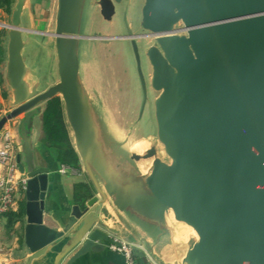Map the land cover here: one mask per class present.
Here are the masks:
<instances>
[{"label": "water", "instance_id": "95a60500", "mask_svg": "<svg viewBox=\"0 0 264 264\" xmlns=\"http://www.w3.org/2000/svg\"><path fill=\"white\" fill-rule=\"evenodd\" d=\"M72 1L57 0L55 30L49 33L56 37V48L62 54L58 67L65 60L67 72L41 91L39 80L30 84V70L23 58L28 41L39 32L35 6L31 0H14L7 25L4 73L14 108L0 118V130L21 113L29 124L40 111L35 106L58 93L66 98L67 108L74 104L67 95L79 66L72 40L99 36L73 31L67 21ZM112 10L110 0L101 5L105 18ZM25 17L28 25L21 24ZM141 28L155 37L156 44L144 53L151 66V86L162 89L155 102L158 134L174 158L171 164L154 163L144 182L146 188L162 214L165 206L171 207L177 219L197 230L200 241L187 253L191 264H264V0H144ZM118 37L131 41L140 71L137 34L128 31L114 36ZM141 80L146 94L142 74ZM69 107L72 115L75 110L79 114L74 105ZM76 120L72 119V125L80 150L91 160V151L82 148L81 120ZM16 161L28 177L27 264L79 220L83 225L71 247H78L72 259L99 250V238L108 237L95 228L94 213L93 218L85 216L88 208L74 204L62 230L43 223L48 170L24 165L19 154ZM102 173L113 177L107 170ZM105 190L117 206L126 203L108 179Z\"/></svg>", "mask_w": 264, "mask_h": 264}, {"label": "crops", "instance_id": "0c3cea01", "mask_svg": "<svg viewBox=\"0 0 264 264\" xmlns=\"http://www.w3.org/2000/svg\"><path fill=\"white\" fill-rule=\"evenodd\" d=\"M34 4V17L36 18V2L31 0ZM112 1V0H110ZM107 0H91V6L97 5V13L101 18L105 20L111 19L105 18L101 14V5L106 4ZM117 2V1H116ZM113 6L114 2L112 1ZM144 3V0H143ZM142 3V5H143ZM113 11V10H112ZM111 11V12H112ZM10 20V13H6L0 7V66H2L4 60L6 62V41H7V25ZM36 24V22H35ZM37 27V24H36ZM101 33V32H100ZM105 35L106 33H101ZM107 43V41L103 42ZM103 47V46H102ZM26 48V47H25ZM25 50V49H24ZM86 52V51H83ZM57 55V60L62 57L60 50L57 47L54 52ZM26 65L30 72L28 74V80L30 84H34L39 80L40 86L50 84L41 91L46 90L51 85L55 84L63 76H65L68 65L64 60L62 67H58L56 62V69L60 74L54 80L53 84L47 83L42 79V68L39 63L34 59H25ZM79 62V59H78ZM0 77V118L8 111L14 108L12 104L11 90L7 85L4 73ZM87 63L83 65V71L87 67ZM44 72V71H43ZM85 72V71H84ZM87 77L81 75L80 65L78 66V73L75 81L72 83L68 90L67 95L72 96L69 100L79 109L73 111L72 104L69 103L67 108L66 98L62 93H58L55 96L59 97L63 106V114L67 120V128H71L73 133H76L72 125V119L74 123L76 118L81 120L79 122L80 134L82 135L84 145L83 150L91 151V160L83 158L81 155H76L77 165L70 166L65 163H60L56 157L55 150H53L47 143L42 140V121L41 114L43 108L46 105L47 100L39 102L35 107L40 108L38 114L33 115L31 122L28 124L26 121V114L21 113L16 118L11 119V123L14 126L15 136L21 143V149L18 154L21 157V161L26 166L45 167L48 170V187L44 197V208L42 213V221L45 225L54 228L56 230H62L67 220L70 217L71 207L77 204L81 209L88 208L86 217L93 218V213L97 218L95 228H99L106 233V228H111L123 235L124 237L139 242L142 247L138 250L137 258L141 264H166L161 258L155 256L156 247L163 244L169 236V226H172V220H170L168 214L160 212L157 207L155 197L146 188L143 181H140L139 175L131 173L125 175L126 177H120L121 168H118V162L113 164V180L110 177L103 175L106 172L105 165L107 164V156L102 152V146L105 142L102 141L101 134L104 133L106 127H103L100 123L103 108L95 107L96 98H93L88 92ZM107 115V114H106ZM99 116V117H98ZM87 135V139L84 138ZM86 139V141H84ZM74 150V148H73ZM75 154L78 152L74 150ZM84 152V151H83ZM61 165H67L74 169L70 173H61L59 168ZM110 180L120 191L122 197L126 203L117 206L114 203V197L110 196L105 190L106 181ZM119 183L116 185V183ZM92 198H95L90 206L89 202ZM25 204V200L21 203ZM172 215V214H171ZM5 216H0V242L7 250V255L0 256V264H27L30 251L27 249L24 243V229L26 225V215L24 213L21 220L16 221L12 227L7 228ZM169 225H168V224ZM83 224L80 220L64 235L57 240L50 243L45 251L37 258H33L29 264H124L123 256L117 252L109 250L106 246L107 240L99 238L97 241L101 247L96 251H89L81 256L72 259V255L78 247L71 249L72 245L77 240V234L80 232V228ZM196 231V230H195ZM197 232V231H196ZM198 240V237L196 241Z\"/></svg>", "mask_w": 264, "mask_h": 264}, {"label": "rangeland", "instance_id": "374dc122", "mask_svg": "<svg viewBox=\"0 0 264 264\" xmlns=\"http://www.w3.org/2000/svg\"><path fill=\"white\" fill-rule=\"evenodd\" d=\"M33 1L37 5V20L35 21L37 29L44 33L53 32L57 0ZM90 1H72L68 9L67 21L77 34L100 36L101 32L112 36L102 39L76 38L72 40L78 55L81 75L87 77V82L90 83L87 85L88 92L93 98H96L95 107H101L104 110L100 123L106 127V131L101 134L102 141L105 142L104 145H101V150L107 156L105 168L107 174L113 175V164L118 162V168H121L120 177L136 173L139 175L140 181L145 182L146 177L151 176L156 161L171 164L174 160L166 151L158 134L155 102L162 89H154L151 86V68L143 55L144 49L151 44L152 40H146L139 44L137 51L140 63L139 71L131 41L123 37L114 38V36L126 35L128 31L133 34L139 32L143 0L117 1L113 6L110 20L101 18L96 10L97 5L91 6ZM25 22L26 18L25 21L21 20V24H25ZM176 26L179 27L180 24ZM105 41L107 43L103 44ZM51 44L54 46L53 48ZM55 51L56 41L50 34V36H35L30 39L23 52L25 59H34L38 63L40 62L39 65L44 71L41 72L42 79L51 84L60 74L55 67L56 61H58ZM85 63L88 66L84 72L83 65ZM3 64L0 66V77L3 76L1 73L4 71ZM141 74L145 82L146 94L143 90ZM47 86L43 84L40 89ZM64 123L68 146L78 151L76 152L77 156L81 155L82 158L84 156L88 159L89 154H83L80 150L77 135L71 131V128H67L65 117ZM163 211L165 220L167 214L170 220L172 217L174 218L173 225L169 226L168 239L156 247L155 256L161 258L166 264H191L187 259V253L199 237L198 232L190 224L177 219L171 207L165 206Z\"/></svg>", "mask_w": 264, "mask_h": 264}, {"label": "built area", "instance_id": "2783aa9c", "mask_svg": "<svg viewBox=\"0 0 264 264\" xmlns=\"http://www.w3.org/2000/svg\"><path fill=\"white\" fill-rule=\"evenodd\" d=\"M21 149V143L15 136L11 121H7L0 130V216L17 211L21 201L25 200V189L28 177L21 172L16 156ZM72 168L61 165L59 172L70 173ZM107 230V248L123 256L124 264H140L137 258L142 245L115 232L111 226ZM6 256L7 250L0 242V256ZM2 264H4L2 262Z\"/></svg>", "mask_w": 264, "mask_h": 264}, {"label": "trees", "instance_id": "16d2710c", "mask_svg": "<svg viewBox=\"0 0 264 264\" xmlns=\"http://www.w3.org/2000/svg\"><path fill=\"white\" fill-rule=\"evenodd\" d=\"M14 0H0V7L10 13ZM63 106L59 97L54 96L47 100L41 114L42 121V140L55 150L56 157L60 163L70 166L77 165V157L71 146L67 143V131L63 117ZM25 213V204H19L17 211H10L3 216L6 218V227L10 228L16 222L22 219Z\"/></svg>", "mask_w": 264, "mask_h": 264}, {"label": "flooded vegetation", "instance_id": "af4514ba", "mask_svg": "<svg viewBox=\"0 0 264 264\" xmlns=\"http://www.w3.org/2000/svg\"><path fill=\"white\" fill-rule=\"evenodd\" d=\"M113 2H114V0H112ZM116 2H114V4H115ZM26 18V24L25 25H28V20H27V17H25ZM54 30H55V27H54ZM53 30V31H54ZM26 32H23V37L25 38L26 37ZM137 34V38H136V41H137V43H138V46H139V44H141L142 42H144V41H146V40H152L151 41V44L149 45V46H151V45H155L156 43H155V37L154 36H152L149 32H147V31H145L144 29H140L139 30V32H137L136 33ZM103 34H101L100 33V36H102ZM35 36H50V34L49 33H44V32H41V31H39V32H35ZM34 36V37H35ZM52 36V35H51ZM99 36V35H98ZM96 37V38H101V37ZM54 39H55V41H56V37L55 36H52ZM96 38H92V39H96ZM32 39V38H31ZM81 39H84V38H81ZM91 39V38H90ZM102 39V38H101ZM51 46H52V48L54 47L52 44H51ZM149 46H147L146 48H148ZM145 48V49H146ZM145 49H144V51H145ZM143 55L145 56V53L143 52ZM145 58H146V56H145ZM147 59V58H146ZM56 62H58V61H56ZM147 63H148V65L150 66V64H149V62H148V60H147ZM150 68H151V66H150Z\"/></svg>", "mask_w": 264, "mask_h": 264}, {"label": "bare ground", "instance_id": "6f19581e", "mask_svg": "<svg viewBox=\"0 0 264 264\" xmlns=\"http://www.w3.org/2000/svg\"><path fill=\"white\" fill-rule=\"evenodd\" d=\"M180 33H184V32H180ZM179 34V33H178ZM164 144V143H163ZM186 223H188V224H190L194 229H195V227L191 224V223H189V222H186ZM196 230V229H195ZM197 231V230H196ZM200 241V236L198 237V240L196 241V242H199Z\"/></svg>", "mask_w": 264, "mask_h": 264}]
</instances>
